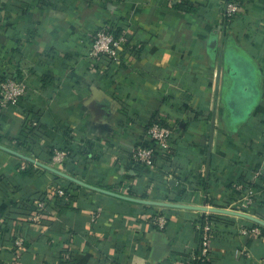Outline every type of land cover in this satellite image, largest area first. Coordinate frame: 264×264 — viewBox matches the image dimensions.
<instances>
[{"label": "crops", "instance_id": "crops-1", "mask_svg": "<svg viewBox=\"0 0 264 264\" xmlns=\"http://www.w3.org/2000/svg\"><path fill=\"white\" fill-rule=\"evenodd\" d=\"M228 1L0 0V75L29 88L0 109V264L14 232L20 264H183L208 216L212 264H264V0L232 22ZM101 29L128 35L118 64L90 57ZM156 118L173 147L149 173L131 155Z\"/></svg>", "mask_w": 264, "mask_h": 264}, {"label": "built area", "instance_id": "built-area-1", "mask_svg": "<svg viewBox=\"0 0 264 264\" xmlns=\"http://www.w3.org/2000/svg\"><path fill=\"white\" fill-rule=\"evenodd\" d=\"M241 4L240 0L225 2L221 8L222 16L226 19L237 18L241 15ZM127 39V33L116 37L114 33L106 29L98 30L92 41L90 57L101 59L102 55H107L112 58L115 64H118ZM28 89V85L24 81L16 78H6L0 81V106L3 109H7L18 104V102L28 94ZM173 133V129L162 123L160 118L154 119L153 123H149L146 126L141 138L142 140L138 141L136 147L132 151L131 160L133 163L145 167L149 173H155L158 168V159L166 156L173 147ZM69 155V149L56 150L52 156V165L58 167L67 164ZM261 177H264V165L258 170L255 179L258 180ZM238 188L243 189V186H239ZM56 194L60 197H64L66 192L63 187H59L56 190ZM255 195V190L252 187L245 189L242 206L248 210H252L255 203ZM45 204V201L39 203V211L34 216V222L40 221L42 216L40 212L45 209ZM154 223L162 229L167 224V218L165 216H159L154 220ZM200 230L202 231L200 242L201 255L204 260L212 259L213 241L216 231L215 224L210 221L205 225H200ZM4 231L2 222V224H0V239H3ZM252 232L255 234L261 233L259 228L252 229ZM244 233L247 234L248 231L244 230ZM11 248V258L9 260H3L1 264H20L21 256L26 249L24 237L18 236L12 243ZM71 259L70 254L64 256L65 261H71Z\"/></svg>", "mask_w": 264, "mask_h": 264}, {"label": "trees", "instance_id": "trees-1", "mask_svg": "<svg viewBox=\"0 0 264 264\" xmlns=\"http://www.w3.org/2000/svg\"><path fill=\"white\" fill-rule=\"evenodd\" d=\"M234 19H228L229 22H232ZM116 35V34H115ZM119 35H116V37H118ZM102 60H105L106 63L108 65H110V63L112 64L113 60L111 57L107 56V55H102L101 56ZM6 78H15L14 76H12L11 73H7L5 75H0V81L2 80H5ZM0 109H3L1 106H0ZM151 123H153V121L151 120ZM163 123V122H162ZM70 153V156L71 158H77L76 156V153H73V152H69ZM135 164V163H134ZM136 165V164H135ZM138 166V165H137ZM141 167V166H140ZM60 179V178H59ZM76 184L73 183V182H70V186H75ZM78 186V185H76ZM79 187V186H78ZM63 189L65 190L66 192V195L64 197H61V199H63L64 201L67 199L66 197L68 196L69 194V189L70 188H67V187H63ZM55 197H58V195L56 194ZM60 197V196H59ZM71 198H73V196H71ZM214 219L215 217L213 216H208V217H205V218H202L200 223L201 225H205L206 223L208 222H214ZM215 223V222H214ZM4 233H3V239H6L10 230H9V225L6 226V228L4 229ZM201 235H202V231L199 230V242H198V247H197V250L195 251L194 253V257H189V256H185V259H183V264H212V260L209 259V260H204V258L202 257L201 255V245H200V242H201ZM18 236H21V233L20 232H14L13 234V241L12 243L15 241V239L18 237ZM69 262V261H67Z\"/></svg>", "mask_w": 264, "mask_h": 264}, {"label": "water", "instance_id": "water-1", "mask_svg": "<svg viewBox=\"0 0 264 264\" xmlns=\"http://www.w3.org/2000/svg\"><path fill=\"white\" fill-rule=\"evenodd\" d=\"M54 171H56V170H54ZM56 173H59V174H62L63 175V173H60V172H58V171H56ZM64 176H66V175H64ZM67 178H69V179H71L70 177H68V176H66ZM72 180H75V179H72ZM78 184H82L83 185V183L82 182H80V181H78V180H75ZM126 199H128V200H131V201H134V202H142V203H148V202H146V201H143V200H134V199H130V198H126ZM181 208H191V207H185V206H180ZM257 221V220H256ZM257 222H259L260 223V221H257Z\"/></svg>", "mask_w": 264, "mask_h": 264}]
</instances>
